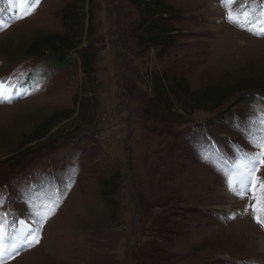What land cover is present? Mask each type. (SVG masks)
I'll list each match as a JSON object with an SVG mask.
<instances>
[{
    "label": "rangeland",
    "instance_id": "1",
    "mask_svg": "<svg viewBox=\"0 0 264 264\" xmlns=\"http://www.w3.org/2000/svg\"><path fill=\"white\" fill-rule=\"evenodd\" d=\"M75 1L39 0L25 15L28 0H0V264H263L264 165L243 198L229 197L228 179L246 175L264 144V0H163L177 10L163 57L140 45L131 2L93 0L75 8L88 35L70 61L29 58L35 40L65 31ZM155 73L192 90L261 89L214 112L178 102L167 112L154 104ZM66 110L35 153L7 162Z\"/></svg>",
    "mask_w": 264,
    "mask_h": 264
},
{
    "label": "trees",
    "instance_id": "2",
    "mask_svg": "<svg viewBox=\"0 0 264 264\" xmlns=\"http://www.w3.org/2000/svg\"><path fill=\"white\" fill-rule=\"evenodd\" d=\"M93 0H76L74 4L66 7L62 12V22L65 31L62 33H50L35 40L27 49L29 58L47 56L53 61H70V52L77 50L88 35L86 26L89 17L83 11H75V8H84L87 3ZM141 15L138 36L140 45L151 46L158 51L160 57L165 56L174 42V28L171 19L176 15L177 10L171 5L165 4L163 0H128ZM84 58V63L91 73V59L83 50H78ZM154 93V104L161 109L172 112L175 102L181 103L189 112L205 110L214 112L223 107L236 95H244L259 91V82L242 80L234 86L224 88L208 86L200 90H192L184 77L166 78L155 73L152 76ZM247 99V98H246ZM73 111H58L52 114L41 124L35 126L33 131L21 142L19 150L7 158V162L27 160L35 150L31 149L33 143L42 141L51 136L54 127L68 119ZM37 151V150H36ZM105 182V185L111 184ZM109 188V187H108ZM107 196L106 192H104Z\"/></svg>",
    "mask_w": 264,
    "mask_h": 264
},
{
    "label": "snow or ice",
    "instance_id": "3",
    "mask_svg": "<svg viewBox=\"0 0 264 264\" xmlns=\"http://www.w3.org/2000/svg\"><path fill=\"white\" fill-rule=\"evenodd\" d=\"M228 2H231V0H228ZM38 3H39V0H28V5H27V8L25 9V15L31 14L29 9L34 10L35 5H37ZM240 15H241L240 13L233 12L232 9L230 8L228 9L227 18L232 23L240 25ZM247 22L248 21L245 20V23ZM2 83L3 82H0V87H2ZM0 96H2V92H0ZM259 165H264V144L260 145V152L258 155L249 157V167H248V172L246 175H242L238 182L233 181L231 178L228 179L229 189L231 191L236 192L237 194L241 196V198H243L244 195L247 194L248 188L250 187V184H251L248 177L251 176L254 172L259 170ZM260 188L264 190V184H261ZM256 222L261 224L262 227H264V219H260L259 217H256ZM29 235L34 236L35 230H30ZM25 239L27 240V237ZM4 240H5L4 226H3L2 218H0V257H2L3 252L5 251Z\"/></svg>",
    "mask_w": 264,
    "mask_h": 264
},
{
    "label": "bare ground",
    "instance_id": "4",
    "mask_svg": "<svg viewBox=\"0 0 264 264\" xmlns=\"http://www.w3.org/2000/svg\"><path fill=\"white\" fill-rule=\"evenodd\" d=\"M214 11H215V12H220V11H221V7H220V5H216V6L214 7ZM228 192H229L228 195H229L230 198H234L235 196H238V195H239V194H237L236 192L231 191L230 189H229ZM32 223H33V222H32ZM28 229H29V228H28ZM24 231H25V230H24ZM260 245H261V250L264 252V237L261 238ZM2 256H3V255H2ZM0 259H1V257H0ZM261 262L264 264V260L261 261Z\"/></svg>",
    "mask_w": 264,
    "mask_h": 264
}]
</instances>
